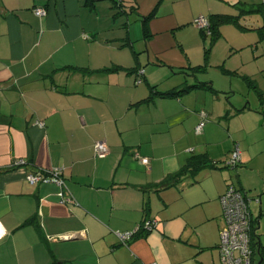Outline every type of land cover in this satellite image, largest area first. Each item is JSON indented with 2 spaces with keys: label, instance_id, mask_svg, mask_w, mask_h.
Listing matches in <instances>:
<instances>
[{
  "label": "crops",
  "instance_id": "crops-1",
  "mask_svg": "<svg viewBox=\"0 0 264 264\" xmlns=\"http://www.w3.org/2000/svg\"><path fill=\"white\" fill-rule=\"evenodd\" d=\"M120 2L0 0V264H220V196L264 191L261 0ZM212 14L238 16L214 42L193 23ZM194 156L216 166L190 172ZM53 167L65 189L27 180Z\"/></svg>",
  "mask_w": 264,
  "mask_h": 264
},
{
  "label": "built area",
  "instance_id": "built-area-1",
  "mask_svg": "<svg viewBox=\"0 0 264 264\" xmlns=\"http://www.w3.org/2000/svg\"><path fill=\"white\" fill-rule=\"evenodd\" d=\"M34 12L38 16H44L47 11L44 8H35ZM194 24L199 28L206 29L205 27H208V21L204 17L196 18ZM208 33H210L209 30ZM138 81L140 82L141 79H138ZM201 116L202 119L206 118L204 112L201 113ZM39 124L43 125V122L39 121ZM202 127L203 122L197 126V130L201 131ZM108 152V146L104 141H97L95 143V153L97 156H105ZM240 158L241 152L239 147L236 146L232 151L228 163L235 165L240 161ZM141 160L145 164L149 163L147 157H142ZM25 163L24 159H19L15 162V165L21 166ZM63 174V167H53L46 171L30 172L27 175V180L32 184L52 181L59 184L62 189H65L66 183ZM60 196L62 203L73 201L71 197H65L63 191L60 193ZM220 199L224 220V226L220 230L219 243L221 264H264V246L252 238L256 220L252 216L250 207L254 202L260 205V199L248 197L245 191H242L241 188L234 184L228 186ZM156 224V220L150 219L140 223L132 231H116V234L121 242L127 243L142 228L151 231L155 228ZM257 253L260 254L259 260L256 257Z\"/></svg>",
  "mask_w": 264,
  "mask_h": 264
},
{
  "label": "trees",
  "instance_id": "trees-1",
  "mask_svg": "<svg viewBox=\"0 0 264 264\" xmlns=\"http://www.w3.org/2000/svg\"><path fill=\"white\" fill-rule=\"evenodd\" d=\"M93 1L94 0H88V2H93ZM113 3H114V6H116L118 8V10H122V2H120V0H113ZM250 11H254V12H261L262 11V12H264V0H261L259 6L258 7H255L254 9H250ZM207 21H208V27H205L206 29H204V28H200V29H201V32H202L203 36H208L209 35L210 38H211V41L214 42L220 36V27L223 24H225V23H238V16L237 15H225V14H212L210 17L207 18ZM193 23H194V21H193ZM208 30L210 31V33H208ZM198 69H200V68H198ZM130 72H131V70H130ZM141 76H142L141 71H138L137 79H141L142 80V77ZM193 87H201V88H207V89H214L212 87L211 83H209V82H200V83H198L196 85H186V86H184L182 88L175 89V90H172V91H169V92H162V93H160V95L161 96H169V97L181 96L182 94H184V92L190 90ZM205 121H206V118L202 119V121L200 123L203 122V125H204ZM196 130H197V127H196ZM197 132H198V130H197ZM232 151H231L229 157L227 158V161H225L223 163V166L225 168H229L230 170L236 169L239 166L240 162L242 161L241 158H240V161L237 164H235V165L229 164L228 161L231 158ZM187 166L188 167H186V168H190L191 169V170L189 169L190 172H192V171L194 172V171H196L198 169H201V168H204V167H207V166H216V165H215V163H208V161H207L206 158H199V157L194 156V157L191 158V160H190V162H189V164ZM183 173H184V171L183 172L181 171L180 174H183ZM168 180H169V178L166 179L165 181L167 182ZM230 184H234V183H232V182L231 183H228L227 188H228V186ZM227 188H226V190H227ZM241 190L244 191V189H241ZM245 192H246V195L248 197L259 198L260 201H261V196L260 195L250 196V194L247 191H245ZM220 203H221V199H220ZM146 209L148 210L149 209V206H147ZM261 215H262V212H260V215H258L256 217V219H255L256 220L255 221L256 224H255V227H254V231L252 233V235H253L252 238L254 240H257V243L258 242L261 243L260 236L257 233V231L259 229V223H260V217H261ZM31 222H33V219H30L28 221V223H31ZM141 230L149 231V230L143 229V228ZM141 230H139V231H141ZM219 236H220V233H219ZM219 239H220V237H219ZM129 241L127 243L122 242V244L128 245L129 244ZM220 264H221V261H220Z\"/></svg>",
  "mask_w": 264,
  "mask_h": 264
},
{
  "label": "rangeland",
  "instance_id": "rangeland-1",
  "mask_svg": "<svg viewBox=\"0 0 264 264\" xmlns=\"http://www.w3.org/2000/svg\"><path fill=\"white\" fill-rule=\"evenodd\" d=\"M239 89H241V90L237 92V95L235 96L236 97L235 100H237V103L240 105V103L243 102V99L245 97L246 92L243 90V86H240ZM244 102H246V101H244ZM261 114L263 116L262 124H264V114L262 112H261ZM241 117H243V116H238L237 120L235 121V122L238 121L240 125H242L241 122H240ZM248 125L251 126V127H253V128H256L257 125H259V123L256 125V122H254V121L252 122L251 121V122L248 123ZM242 163L244 165V161ZM240 164H241V162H240ZM238 167L236 169H238ZM226 169L230 170L229 168H226ZM236 169H233V170H230V171H235ZM261 182H262L261 185H263L264 175L262 176ZM248 189L249 190H247V192L250 194V196H254V195L257 194V195H261V198H262V204L261 205H259L258 203L254 202V203L251 204L250 207H251L252 216L255 219H256V217L258 215H260V212H262V215L260 217L259 229H258L257 233L259 234L260 239H261V243L264 246V191H257L255 188H251V189L248 188ZM219 243H220V239H219ZM256 257H257V260H259L260 254L257 253V256Z\"/></svg>",
  "mask_w": 264,
  "mask_h": 264
},
{
  "label": "water",
  "instance_id": "water-1",
  "mask_svg": "<svg viewBox=\"0 0 264 264\" xmlns=\"http://www.w3.org/2000/svg\"><path fill=\"white\" fill-rule=\"evenodd\" d=\"M261 204H262V202H261ZM260 204V205H261ZM74 237V235H69V236H67V237H64L63 239H70V238H73Z\"/></svg>",
  "mask_w": 264,
  "mask_h": 264
}]
</instances>
